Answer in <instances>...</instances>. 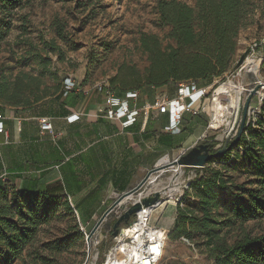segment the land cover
<instances>
[{"label":"trees","instance_id":"obj_1","mask_svg":"<svg viewBox=\"0 0 264 264\" xmlns=\"http://www.w3.org/2000/svg\"><path fill=\"white\" fill-rule=\"evenodd\" d=\"M31 1L0 0V50L13 29L17 10ZM156 9L160 25L169 28L165 35L168 43L163 47L156 35H141L139 47L147 55L149 66L142 75L125 65L119 68L107 83L108 92L118 98H123L128 92L141 91L143 87L157 89L169 82L176 89L182 83L207 87L210 85L204 84L222 78L232 68L238 34L249 25L254 5L250 0H194V6L178 0H157ZM21 20L23 24L19 28L21 36H24L27 33L24 24L26 17L22 16ZM54 27L57 36L63 39L61 24L55 22ZM47 47L61 53L53 42H49ZM66 79L62 83L64 91ZM41 85L40 78L26 73L10 81L0 70V105H34L52 95L46 87L41 90ZM59 90L58 86L53 88V95ZM244 131L237 145L209 163L225 161L238 148L250 160L261 150L264 151V114L256 121L255 128L249 126ZM209 140L215 142L213 137ZM255 161L260 163V160ZM206 167L194 169L196 176L186 190L196 189L198 211L184 205L183 194L176 206L174 225L168 233L169 240L186 238L199 254L212 260L213 264H261L264 260V235L252 234L245 224L264 217V174L258 170L254 180L237 186L224 179L218 171H214L211 178L203 179L200 174ZM228 189H232L236 201L225 216L218 217V193H225ZM61 199L64 209L68 213L74 212L68 200L59 195L46 191L19 192L12 187L0 186L2 264H10L22 255L26 247L34 244L39 227L50 216L51 203L54 205ZM115 222L116 219L112 226ZM120 227L124 228L126 224ZM111 234L112 230L109 231L110 238ZM71 241L67 236L45 244L44 248L54 256L67 249ZM109 245L110 241L100 243L97 264H102Z\"/></svg>","mask_w":264,"mask_h":264},{"label":"rangeland","instance_id":"obj_2","mask_svg":"<svg viewBox=\"0 0 264 264\" xmlns=\"http://www.w3.org/2000/svg\"><path fill=\"white\" fill-rule=\"evenodd\" d=\"M178 1L194 6V0ZM250 1L254 9L249 18V25L238 34L232 64L249 46L264 40V0ZM156 3L157 0H33L17 10L13 29L0 50L1 73L10 81L21 73L38 77L42 83L40 89L46 87L50 94H53V88L56 86L61 88L65 78L77 80L85 86H102L109 83L123 65L134 68L142 75L149 66V61L139 47L141 35H156L162 41L163 47L168 43L165 35L169 28L160 25ZM22 16L26 17L24 24L27 33L24 36H21L19 28L23 24ZM55 22H59L63 28V39L57 36ZM49 42H53L61 53L51 51L47 47ZM260 72L264 77V63ZM217 80L219 79L204 85H211ZM250 80V76L244 75L236 82L249 83ZM175 90L176 87L171 82L157 89H142L148 91L145 95L147 98H152L153 95L167 98ZM250 104L256 105L255 97L251 99ZM208 112L207 114L204 110L201 118H192L186 114L183 125L186 130L176 144L172 143L173 147L187 145L195 126H198L196 134L201 136L200 141L213 137L220 147L224 142L223 127L208 129L210 110ZM180 140L182 142H179ZM255 160H260V163ZM206 165V169L200 174L203 179L211 178L213 172L218 171L224 179L230 180L234 185L248 184L256 178L258 170L264 174V151L261 150L250 160L244 157L243 150L238 148L225 161L208 162ZM193 170L187 167L183 169L182 175L178 176V183L185 181L187 189L190 186L186 185L187 180L190 179L191 182L196 175ZM171 175L167 172L163 181H167ZM186 190L184 205L198 211L196 189ZM174 196L178 198V194ZM235 201L232 189L218 193V217L225 216ZM50 206V216L39 227L34 244L26 247L22 255L13 259L10 264H97L99 245L95 246L92 240L89 256L86 252V234L93 226H81L75 212L68 213L64 209L62 199L54 205L51 203ZM166 206L168 207L160 213V217V210L152 215V218L158 215L160 225L166 224L173 211L171 206L175 205L170 202ZM114 219L113 215H109L102 223L101 232L104 235H109ZM245 225L252 234L264 235V217L248 221ZM67 236H70L72 241L60 254L53 256V253L44 248L45 244ZM109 241L110 237L107 236L102 242L107 244ZM159 264H213V261L199 254L186 238L169 240L167 234L164 255ZM261 264H264V260Z\"/></svg>","mask_w":264,"mask_h":264},{"label":"crops","instance_id":"obj_3","mask_svg":"<svg viewBox=\"0 0 264 264\" xmlns=\"http://www.w3.org/2000/svg\"><path fill=\"white\" fill-rule=\"evenodd\" d=\"M75 81L77 89L65 93L61 86L57 94L29 107L0 105L5 129L0 135V177L5 175L0 186L59 195L68 200L81 226H94L116 198L134 189L161 162L186 153L201 136L195 126L187 145L173 147L186 130L185 116L179 132L171 134L166 130L168 117L155 110L147 116L140 113L124 128L106 117L105 93ZM176 91L167 98L176 97ZM137 93L128 101L131 109L148 106L157 97L147 98L148 91ZM72 116L77 120L70 121ZM41 118L49 120L51 131H41ZM166 205L158 209L159 217ZM171 207L165 225L159 224L158 215L152 218L166 234L176 216V206Z\"/></svg>","mask_w":264,"mask_h":264},{"label":"built area","instance_id":"obj_4","mask_svg":"<svg viewBox=\"0 0 264 264\" xmlns=\"http://www.w3.org/2000/svg\"><path fill=\"white\" fill-rule=\"evenodd\" d=\"M252 61L260 62L258 69H255V64ZM263 63L264 52L261 47V49L253 53L239 69L231 71V68L221 79L215 81L210 86L198 87L194 83H182L177 87L176 97L172 99L155 97L150 105L141 109L136 107L131 109L128 103L130 99H135L137 97V91L128 92L123 98H118L108 92L107 84L94 86V88L99 92L105 93L107 96L106 117L111 120L120 121L121 126L124 128L132 126L140 113L147 116L151 110H155L158 114L168 117V126L166 130L171 134H177L180 130L183 117L186 114H189L191 117H198L208 108V111L210 110V122L207 128L213 130L223 127L222 135L225 138V135L233 127L239 99L242 100L243 108L245 100L248 98L250 92L257 87L258 89L254 96L256 98V105H249L245 128L249 126L255 128L256 121L264 114V77L260 72ZM244 75L251 77L249 83H245L244 81L236 82V80L241 79ZM64 86L65 93L79 87L77 82L70 78L65 80ZM218 87H224L226 92L214 96L213 91ZM207 100H209L208 104L205 103ZM219 105L224 107V118H220L216 115V110ZM231 105L234 106L233 109ZM77 118L78 116H72L69 120L74 121L77 120ZM3 119V116L0 115V135L5 134ZM240 121L241 115L238 126L234 130L231 139L236 137ZM39 122L41 131H51L52 126L47 118H41ZM212 122L216 123L215 128L212 127ZM177 159L178 158L175 160ZM173 161L161 162L159 166L156 167L158 170L148 177L145 184L132 196L123 200L112 211L110 215L118 219L131 205L141 203L143 199L153 196L155 192H159L162 197L161 202H157L149 207L142 206L141 209L132 216L130 224L124 227L125 233L123 235L118 234L110 238V245L106 250L102 264H159L163 257L167 234H165V231L161 227L152 222V215L167 203L172 202L177 206L184 191L187 189L185 188V181L181 184L176 182V179L179 175H182L183 169L185 168L178 165L170 166ZM167 172L172 174L169 178L170 180L167 184H162L163 176ZM195 176L196 175H194V178ZM189 180H187L188 182L186 185H189ZM155 185L158 186L155 187ZM175 186H178L180 189L175 193L178 194V198L174 195L172 197L169 195L170 189ZM107 236L108 235H104L101 232L100 228L92 238L93 242H95L94 245H100Z\"/></svg>","mask_w":264,"mask_h":264},{"label":"water","instance_id":"obj_5","mask_svg":"<svg viewBox=\"0 0 264 264\" xmlns=\"http://www.w3.org/2000/svg\"><path fill=\"white\" fill-rule=\"evenodd\" d=\"M263 48L264 52V40L260 41V43L253 44L249 46L237 59V61L234 63L231 71H235L239 69L243 63L249 59V57L257 51L258 48ZM258 87L252 90L248 96V98L245 100L244 106L242 108V100L239 99L238 102V107L236 111V117L234 120V124L232 129L225 135L224 138V144L220 149H218L214 154H210L208 149L213 146V145H194L191 147L186 153L180 155L177 160L171 162L170 166H181L184 168H193V169H199L205 167V165L211 161L212 159L219 158L223 156L228 150H230L232 147L238 144L240 141V138L245 130V123L247 119V112L248 108L251 102V99L256 95ZM226 92V89L224 87H218L213 91V95H220ZM231 108L233 109L234 106L231 105ZM216 115L220 118H224V107L219 105L216 110ZM241 115V121L239 124V128L237 130L236 137L234 139L232 138L233 132L238 126L239 119ZM158 168H153L150 170L146 176L141 180V182L131 191L122 194L118 198L115 199V201L102 213V215L97 219L96 223L94 226L91 228V230L86 234V252L87 255L89 256L90 254V243L92 238L96 235V233L99 231L101 228L102 223L107 219V217L112 213V211L125 199L128 197L132 196L141 186H143L148 179V177L156 172ZM162 197L159 192H155L153 196L149 198H145L142 200L141 203H136L134 205H131L130 208L125 211L118 219H116V222L112 226V237L117 236L118 234L123 235L125 233V229L121 228L120 226L122 224L129 225L130 224V219L136 212H138L141 207H149L157 202H161Z\"/></svg>","mask_w":264,"mask_h":264},{"label":"flooded vegetation","instance_id":"obj_6","mask_svg":"<svg viewBox=\"0 0 264 264\" xmlns=\"http://www.w3.org/2000/svg\"><path fill=\"white\" fill-rule=\"evenodd\" d=\"M213 145L211 146L208 151L210 154H214L218 149H220L222 147V145L224 144V142L222 143V145L220 147H218V144H215V142L209 140V139H204V140H201L197 143V145Z\"/></svg>","mask_w":264,"mask_h":264},{"label":"bare ground","instance_id":"obj_7","mask_svg":"<svg viewBox=\"0 0 264 264\" xmlns=\"http://www.w3.org/2000/svg\"><path fill=\"white\" fill-rule=\"evenodd\" d=\"M254 64H255V69H258L259 68V66H260V62L259 61H256V62H254V61H252ZM258 71V70H257ZM211 125H212V127L213 128H215L216 127V123H214V122H212L211 123ZM167 164V163H166ZM179 181V178L178 179H176V182H178ZM158 185H155V187H157ZM180 189L178 188V186H175V187H172L171 189H170V192H169V195L172 197L177 191H179ZM166 234V233H165ZM165 246H166V243H165ZM164 250H165V248H164ZM163 255H164V253H163ZM163 258V257H162ZM162 258H161V260H162Z\"/></svg>","mask_w":264,"mask_h":264}]
</instances>
